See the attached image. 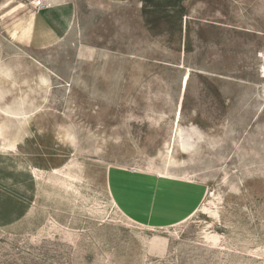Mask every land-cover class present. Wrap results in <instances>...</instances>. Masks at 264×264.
I'll list each match as a JSON object with an SVG mask.
<instances>
[{
	"label": "rangeland",
	"instance_id": "rangeland-1",
	"mask_svg": "<svg viewBox=\"0 0 264 264\" xmlns=\"http://www.w3.org/2000/svg\"><path fill=\"white\" fill-rule=\"evenodd\" d=\"M35 10L0 0V264H264V0Z\"/></svg>",
	"mask_w": 264,
	"mask_h": 264
},
{
	"label": "crops",
	"instance_id": "crops-1",
	"mask_svg": "<svg viewBox=\"0 0 264 264\" xmlns=\"http://www.w3.org/2000/svg\"><path fill=\"white\" fill-rule=\"evenodd\" d=\"M33 6L34 8H36V10L32 13H29V14H38L39 15V11H37V6H36V3H37V0H28ZM45 1V4L49 7H52L54 5H58V4H69V3H72L74 0H44ZM115 1V0H114ZM29 6V5H28ZM46 7V6H45ZM32 7H27V5H25L23 7V10H31Z\"/></svg>",
	"mask_w": 264,
	"mask_h": 264
},
{
	"label": "built area",
	"instance_id": "built-area-1",
	"mask_svg": "<svg viewBox=\"0 0 264 264\" xmlns=\"http://www.w3.org/2000/svg\"><path fill=\"white\" fill-rule=\"evenodd\" d=\"M37 5H38V7H44V4H43L42 0H38Z\"/></svg>",
	"mask_w": 264,
	"mask_h": 264
},
{
	"label": "bare ground",
	"instance_id": "bare-ground-1",
	"mask_svg": "<svg viewBox=\"0 0 264 264\" xmlns=\"http://www.w3.org/2000/svg\"><path fill=\"white\" fill-rule=\"evenodd\" d=\"M43 1V4H44V7L46 6V4H45V1L44 0H42ZM37 3H38V0H37ZM37 3H36V6L38 7V5H37ZM28 7V6H27ZM30 8V7H29ZM39 16V15H38Z\"/></svg>",
	"mask_w": 264,
	"mask_h": 264
}]
</instances>
